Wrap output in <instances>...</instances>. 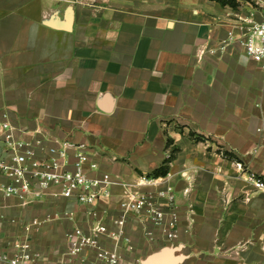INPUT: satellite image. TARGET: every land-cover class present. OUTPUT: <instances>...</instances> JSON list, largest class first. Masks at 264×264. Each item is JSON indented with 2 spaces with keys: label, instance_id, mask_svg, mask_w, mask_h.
Wrapping results in <instances>:
<instances>
[{
  "label": "crops",
  "instance_id": "1",
  "mask_svg": "<svg viewBox=\"0 0 264 264\" xmlns=\"http://www.w3.org/2000/svg\"><path fill=\"white\" fill-rule=\"evenodd\" d=\"M251 2L0 0V117L27 138L86 144L121 182L154 177L171 156L158 177L175 189L176 237L132 216L120 264L166 248L183 264H264V191L235 165L264 176V59L229 40L238 17L262 21L264 0ZM112 191L98 204L108 225L123 188ZM66 211L72 220L54 217ZM79 213L74 200L0 193V247L28 235L40 264H79L66 238L86 225Z\"/></svg>",
  "mask_w": 264,
  "mask_h": 264
},
{
  "label": "built area",
  "instance_id": "2",
  "mask_svg": "<svg viewBox=\"0 0 264 264\" xmlns=\"http://www.w3.org/2000/svg\"><path fill=\"white\" fill-rule=\"evenodd\" d=\"M238 21L239 33L237 36L230 34L229 40L238 41L249 60H263L264 5L262 21L254 22L244 17H238ZM235 165L241 174H247V180L255 190L264 191V176L247 172L241 162H235ZM117 185L123 188L119 214L112 225H108L99 214L98 204L112 197V188ZM0 193L24 201L47 196L74 200L86 225L74 227L66 238L69 254L72 260H79V264H93L87 261L85 253L103 264H120L121 246L132 248L131 238L126 232V224L132 216L144 226L150 224L162 230L168 240L176 237V193L174 186L164 178L121 182L100 169L86 144L45 136L39 131L33 139L27 138L14 126L7 113L0 117ZM163 201L168 203L167 210L162 205ZM74 215V212L66 211L55 213L54 217L72 220ZM41 223L27 224L26 232ZM107 239L111 240V246L106 244ZM40 260L41 254L32 247L28 235L18 240L12 251L0 247V264H40ZM137 264L144 263L138 261Z\"/></svg>",
  "mask_w": 264,
  "mask_h": 264
},
{
  "label": "water",
  "instance_id": "3",
  "mask_svg": "<svg viewBox=\"0 0 264 264\" xmlns=\"http://www.w3.org/2000/svg\"><path fill=\"white\" fill-rule=\"evenodd\" d=\"M173 249L166 248L159 253L153 254L143 261L144 264H177L181 261L180 257L172 255Z\"/></svg>",
  "mask_w": 264,
  "mask_h": 264
},
{
  "label": "trees",
  "instance_id": "4",
  "mask_svg": "<svg viewBox=\"0 0 264 264\" xmlns=\"http://www.w3.org/2000/svg\"><path fill=\"white\" fill-rule=\"evenodd\" d=\"M222 4H229L233 7H235L237 5V0H216ZM171 156L165 161V164L162 165L160 168H158L157 170H155V172L153 173L154 177H158V176H164L167 174L168 172V163L170 161Z\"/></svg>",
  "mask_w": 264,
  "mask_h": 264
},
{
  "label": "rangeland",
  "instance_id": "5",
  "mask_svg": "<svg viewBox=\"0 0 264 264\" xmlns=\"http://www.w3.org/2000/svg\"><path fill=\"white\" fill-rule=\"evenodd\" d=\"M248 1H250V2H251V0H248ZM251 3H254V2H251Z\"/></svg>",
  "mask_w": 264,
  "mask_h": 264
}]
</instances>
